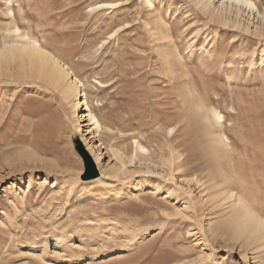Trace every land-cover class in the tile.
<instances>
[{"label": "rangeland", "instance_id": "obj_1", "mask_svg": "<svg viewBox=\"0 0 264 264\" xmlns=\"http://www.w3.org/2000/svg\"><path fill=\"white\" fill-rule=\"evenodd\" d=\"M254 1L264 8V0ZM103 2L117 4L89 10ZM8 6L22 32L70 61L93 110L112 130L102 134L96 160L86 121L77 118L81 108L74 115L58 92L17 76L12 65L11 77L0 74V264L55 261L56 238L72 252L57 264H156L161 258L181 264L202 254L210 256L201 264H263L264 253L252 243L228 236L225 206L212 208L206 200L212 189L199 170L206 156L198 146L172 175L158 166L171 147L183 143L177 147L183 151L205 133L181 104L178 90L188 80L223 115L216 132L231 142L233 174L246 178L249 190L264 184V36L252 31L255 20L248 31L222 25L188 0H0V27L11 22ZM125 15L134 28L127 33L120 30ZM153 25L170 31L173 69L165 63V39L146 34ZM112 147L125 159L135 157L124 174L115 175ZM140 163H149V172ZM91 168L95 177H87ZM196 177L206 184L187 182ZM164 188L185 199L174 200ZM185 200V214H173ZM118 247L124 251L114 252ZM42 248L46 262L36 257Z\"/></svg>", "mask_w": 264, "mask_h": 264}, {"label": "bare ground", "instance_id": "obj_2", "mask_svg": "<svg viewBox=\"0 0 264 264\" xmlns=\"http://www.w3.org/2000/svg\"><path fill=\"white\" fill-rule=\"evenodd\" d=\"M188 1L190 3L192 2L199 11L204 14L207 13L209 20H216L222 25L238 27L239 29L241 27L248 31L249 25L255 20L256 25L252 31L258 33L260 37L264 36V8L260 9L254 0ZM147 2L153 4V0H147ZM116 4V2H103L91 6L89 10L99 7H114ZM7 15L11 18V22L0 27V74L12 75L9 72V67L12 65L14 66L12 68L16 69L17 73H15L17 76L39 80L49 86L52 90L58 92L64 101L71 103L72 113L74 115H76V111L81 108L80 117L77 118H83L84 121H86V124H84L86 131L85 135H90L88 139V141H90L89 150L93 153L96 160H98L99 157L102 156V150L104 148L103 142L101 141L102 134L111 131L112 129L104 125L93 110L90 100L87 97V93L84 91L85 83L74 70L70 61L62 59L58 54L50 51L47 48L46 43H42L37 38L31 36L28 32H22L20 28L14 24L16 15L11 6L7 7ZM121 29L125 30V33L134 29L127 19V16L126 18H122V22L120 23V30ZM116 31L117 29L114 33ZM146 32L149 40L154 36H159L158 38L165 39V41L163 40L165 43L162 44L165 49L164 51H166L164 59L167 66L172 68L173 64L171 65L172 61L171 56L169 58V55L177 56V51L175 47L172 49V46L170 47V31L166 29V27L162 28L161 25H153L152 28H150V30L148 29ZM133 40H135V38H133ZM124 51L125 49H122V55L126 53ZM10 70L12 71V69ZM171 72L170 74H172ZM183 74H185V72ZM185 83L187 84L189 81L187 80ZM186 84L184 89L182 87V89L178 90L181 104L184 105L185 108L188 107V111L194 116V119L196 118L197 123L201 124L205 133L202 137L196 138L194 142H189L188 145L186 143L187 147H185V145L183 148L185 150L183 151L177 148L183 143L177 145L176 148L171 147L168 151L169 155L162 158L158 166L165 176H170L174 169H179V167L191 162V155L194 151L193 149L198 146L200 149L199 152L203 153L204 157L206 156V163H204V161L203 163L200 162L199 164L202 165L199 166V170L206 172L205 175L202 174V177L206 176L205 178H207L206 182H208V188L212 189L211 193H207L208 196L206 200L213 202L212 208L223 205L225 206L222 221L225 224L224 227L230 230L228 236L241 239V242L247 245L252 243L257 253H264V216L260 213L264 207V191H262L264 184L262 186L257 185L253 190H249L246 178H240L237 174H235L237 176L235 177L232 172L233 166L231 167L230 165L232 160L231 151L233 150L231 142L226 136L221 135L223 133L220 134L216 132V128H221L222 126L223 115L217 108L208 107V105L196 95L194 89L188 87ZM86 139L87 138H84V140ZM136 146L139 150L145 151V148L138 141H136ZM245 149L246 148H244V150ZM111 152L117 158L119 163L115 169V175L126 173V164L135 163V157L125 159L119 152L118 148L112 147ZM256 152L258 151L256 150ZM150 166L149 163H140V167L146 173L149 172ZM251 171L252 170H250V175L252 174ZM200 180L201 179L196 177L195 179H187V182L194 181L195 184H199ZM204 182L205 181L200 182V186L206 184ZM139 189L142 190L141 186ZM152 189L158 190V185ZM174 191L175 194H173ZM130 192V190L126 191L128 194ZM164 192L166 194L172 193L174 200L185 199V196L179 193L178 189H174L171 192L169 188H164ZM188 207H190V204L185 200V202L181 203L179 207H174L175 211H173V214L184 215L185 209ZM166 214L170 215L168 212H166ZM80 245H82V242H80ZM53 246V252L58 258H61L64 255H62L63 252L67 253V256L69 257L72 256V252H69V250L66 249L67 244L65 245L64 242L62 243L60 239L56 238L53 241ZM114 250L116 253L124 251L120 247ZM44 255L45 248H42L36 254V257L40 262H46ZM209 256L210 255L202 254L192 260L182 262L181 264H201V262L209 258ZM58 258L55 261H48L47 264H57L56 261H58ZM78 264H83V259H80ZM156 264H163L162 258L156 260ZM209 264H220V262L211 259Z\"/></svg>", "mask_w": 264, "mask_h": 264}, {"label": "water", "instance_id": "obj_3", "mask_svg": "<svg viewBox=\"0 0 264 264\" xmlns=\"http://www.w3.org/2000/svg\"><path fill=\"white\" fill-rule=\"evenodd\" d=\"M89 172H88V174H87V177H95L96 176V171L94 170V169H89L88 170Z\"/></svg>", "mask_w": 264, "mask_h": 264}]
</instances>
